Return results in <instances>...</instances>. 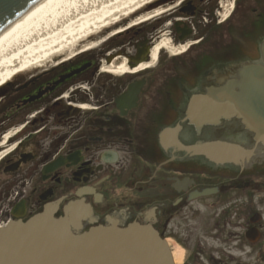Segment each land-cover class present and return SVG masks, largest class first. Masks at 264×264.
<instances>
[{
    "label": "flooded vegetation",
    "instance_id": "1",
    "mask_svg": "<svg viewBox=\"0 0 264 264\" xmlns=\"http://www.w3.org/2000/svg\"><path fill=\"white\" fill-rule=\"evenodd\" d=\"M223 2L147 3L2 86L0 225L81 201L85 224L150 225L176 264H264V151L234 165L228 146L255 145L242 121H190L195 98L261 64L264 5Z\"/></svg>",
    "mask_w": 264,
    "mask_h": 264
},
{
    "label": "water",
    "instance_id": "2",
    "mask_svg": "<svg viewBox=\"0 0 264 264\" xmlns=\"http://www.w3.org/2000/svg\"><path fill=\"white\" fill-rule=\"evenodd\" d=\"M36 1L0 0V31ZM260 50L262 66L249 64L239 82L212 89L206 101L195 98L190 107V121L198 127L236 118L254 133L252 147L234 145L242 154L234 151L229 162L240 167L251 164L258 145L264 150V42ZM87 211L90 216L75 201L56 217V205L50 204L26 221L8 222L0 227V264H173L166 243L151 226H120L109 218L105 225L84 229Z\"/></svg>",
    "mask_w": 264,
    "mask_h": 264
},
{
    "label": "bare ground",
    "instance_id": "3",
    "mask_svg": "<svg viewBox=\"0 0 264 264\" xmlns=\"http://www.w3.org/2000/svg\"><path fill=\"white\" fill-rule=\"evenodd\" d=\"M153 1L37 0L0 31V87L17 74L35 69L54 57L72 56L77 49L91 45L88 41L91 37ZM232 6V0L223 2L224 16ZM164 45L167 46L168 42L161 41L153 48L150 64ZM234 81L239 82L240 78L230 83ZM258 149L263 150L261 145ZM86 215L89 217L88 211ZM94 226L97 225L83 222V227L88 229ZM172 257L175 264L180 263L182 252L173 249Z\"/></svg>",
    "mask_w": 264,
    "mask_h": 264
},
{
    "label": "rangeland",
    "instance_id": "4",
    "mask_svg": "<svg viewBox=\"0 0 264 264\" xmlns=\"http://www.w3.org/2000/svg\"><path fill=\"white\" fill-rule=\"evenodd\" d=\"M253 2H254V0H253V1H252V0H243V3H244L245 6L248 5V6L251 7V6H253L252 4H254ZM263 5H264V0H260V2H259V6L261 7V6H263ZM253 19H255L254 16H250V17H249L250 25H251V21H252ZM263 27H264V26H263ZM251 29L253 30V29H255V28L252 27ZM251 29H250V30H251ZM254 32H255V31H254ZM39 67H40V66H39ZM234 145H237V144H233V147H234ZM255 178H256V177H255ZM173 243L175 244V242H173ZM175 245H176V244H175ZM174 249H175V250H178V249H177V246H174ZM178 251H179V250H178Z\"/></svg>",
    "mask_w": 264,
    "mask_h": 264
},
{
    "label": "trees",
    "instance_id": "5",
    "mask_svg": "<svg viewBox=\"0 0 264 264\" xmlns=\"http://www.w3.org/2000/svg\"><path fill=\"white\" fill-rule=\"evenodd\" d=\"M264 22V21H263Z\"/></svg>",
    "mask_w": 264,
    "mask_h": 264
}]
</instances>
